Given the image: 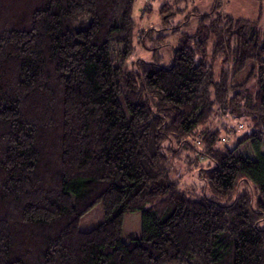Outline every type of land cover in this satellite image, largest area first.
<instances>
[{
	"label": "trees",
	"instance_id": "16d2710c",
	"mask_svg": "<svg viewBox=\"0 0 264 264\" xmlns=\"http://www.w3.org/2000/svg\"><path fill=\"white\" fill-rule=\"evenodd\" d=\"M254 1L247 21L215 0L164 67L127 65L137 0H0V264H264ZM220 117L245 131L200 129ZM184 152L192 188L170 176ZM135 212L140 232L126 236Z\"/></svg>",
	"mask_w": 264,
	"mask_h": 264
},
{
	"label": "rangeland",
	"instance_id": "374dc122",
	"mask_svg": "<svg viewBox=\"0 0 264 264\" xmlns=\"http://www.w3.org/2000/svg\"><path fill=\"white\" fill-rule=\"evenodd\" d=\"M151 2V9L144 19H140L139 11L145 6L148 0H137L134 6V15L137 21L136 37L134 40L135 52L131 55L127 61V65L132 64L136 61V58L147 62H157L159 65L168 67L172 63V51L178 47L180 39L183 36H191L197 26L198 18L194 17L196 14L208 12L215 4V0H149ZM227 0H220L218 4L226 14L231 15L235 20L254 21L259 14L249 9L246 13L239 10V6H227ZM165 5V7H163ZM248 7V6H247ZM251 10V11H250ZM262 19L260 20L261 26L264 24V10L261 14ZM185 23V25H184ZM178 25L180 27L176 28ZM150 29L147 31L143 41L138 40V30ZM171 28H176L172 30ZM214 119V118H213ZM228 117L215 118L214 120L201 126L202 128H220L222 127H234L235 137L240 136L245 131V126L240 121H231ZM239 124H242L241 128ZM227 136L226 145H233L234 136L229 133ZM264 153V149L262 151ZM190 155L189 157L186 155ZM198 156V155H197ZM190 157H195L194 153L184 152L177 160L170 161V176L173 180L179 179L184 187L192 188V185L199 183L196 180V174L194 170H190L189 162L183 161L184 159L189 161ZM100 211V206H96L89 217L82 221V228L89 229L94 226V222L99 218L95 211ZM94 212V213H93ZM93 213V214H92ZM140 213H130L123 217V234L126 236H136L140 232ZM89 222V223H88ZM85 229V230H87Z\"/></svg>",
	"mask_w": 264,
	"mask_h": 264
},
{
	"label": "crops",
	"instance_id": "0c3cea01",
	"mask_svg": "<svg viewBox=\"0 0 264 264\" xmlns=\"http://www.w3.org/2000/svg\"><path fill=\"white\" fill-rule=\"evenodd\" d=\"M229 4H227V6H233V5H237L239 6V10H242L244 13H246L250 8L251 13L253 12V10L255 11V13L257 12V8H258V3L255 2L254 0H227ZM248 6V7H247ZM240 19V18H239Z\"/></svg>",
	"mask_w": 264,
	"mask_h": 264
}]
</instances>
